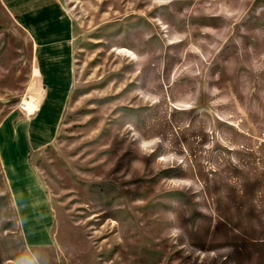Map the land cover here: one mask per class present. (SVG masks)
<instances>
[{
    "label": "rangeland",
    "instance_id": "1",
    "mask_svg": "<svg viewBox=\"0 0 264 264\" xmlns=\"http://www.w3.org/2000/svg\"><path fill=\"white\" fill-rule=\"evenodd\" d=\"M60 2L72 84L28 149L34 50L0 0V264H264V0Z\"/></svg>",
    "mask_w": 264,
    "mask_h": 264
},
{
    "label": "crops",
    "instance_id": "2",
    "mask_svg": "<svg viewBox=\"0 0 264 264\" xmlns=\"http://www.w3.org/2000/svg\"><path fill=\"white\" fill-rule=\"evenodd\" d=\"M30 35L40 95L26 112L24 143L38 148L55 137L73 78L72 22L60 0H2ZM25 109V108H24ZM26 111V110H25Z\"/></svg>",
    "mask_w": 264,
    "mask_h": 264
},
{
    "label": "clouds",
    "instance_id": "3",
    "mask_svg": "<svg viewBox=\"0 0 264 264\" xmlns=\"http://www.w3.org/2000/svg\"><path fill=\"white\" fill-rule=\"evenodd\" d=\"M151 143H154V141H152V142H144V143H142L141 147L142 148H147ZM18 264H28V262L25 259L20 258L18 260Z\"/></svg>",
    "mask_w": 264,
    "mask_h": 264
},
{
    "label": "bare ground",
    "instance_id": "4",
    "mask_svg": "<svg viewBox=\"0 0 264 264\" xmlns=\"http://www.w3.org/2000/svg\"><path fill=\"white\" fill-rule=\"evenodd\" d=\"M23 108H25L27 111H30V112L34 110V109H33V106L30 104L29 101H26V102L24 103Z\"/></svg>",
    "mask_w": 264,
    "mask_h": 264
}]
</instances>
